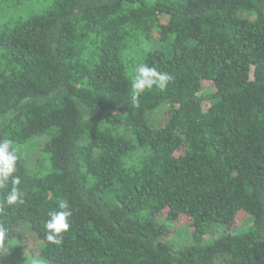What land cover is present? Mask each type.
I'll list each match as a JSON object with an SVG mask.
<instances>
[{"label":"trees","instance_id":"trees-1","mask_svg":"<svg viewBox=\"0 0 264 264\" xmlns=\"http://www.w3.org/2000/svg\"><path fill=\"white\" fill-rule=\"evenodd\" d=\"M149 24L166 47L132 76L129 41ZM0 49V141L18 154L46 135L50 162L38 175L18 154L23 203L0 186V256L28 223L49 264H264V0H56ZM140 65L172 80L133 102ZM61 201L72 216L54 244ZM183 217L191 243L175 250L164 222Z\"/></svg>","mask_w":264,"mask_h":264},{"label":"rangeland","instance_id":"rangeland-1","mask_svg":"<svg viewBox=\"0 0 264 264\" xmlns=\"http://www.w3.org/2000/svg\"><path fill=\"white\" fill-rule=\"evenodd\" d=\"M56 0H0V37L10 33L22 22L34 17L45 14L55 3ZM241 18L253 19L255 15L238 12ZM167 18L161 19L165 24ZM149 33L138 32L130 39L131 50L125 54L129 74L133 76L135 72V61L139 60L141 54L149 49H165L166 43L161 41V33L158 25L149 24ZM1 52V49H0ZM143 52V53H142ZM1 59V58H0ZM132 60H135L132 63ZM150 118L155 123H164L166 114L164 109L153 112ZM122 127V126H120ZM123 130V128H120ZM48 136H36L31 138L26 144L19 147V156L24 160L30 172L44 175L50 171L48 155L43 153V145L48 141ZM241 227L250 224V218L246 213H241L239 217ZM169 231V243L176 249H181L191 243V227L186 218H181L176 223L164 222ZM240 227V228H241ZM21 236L12 241L6 248L3 256H0V264H49V261L41 254L43 246L42 240L38 239L30 224L26 223L21 228ZM216 264H223L221 259Z\"/></svg>","mask_w":264,"mask_h":264},{"label":"clouds","instance_id":"clouds-1","mask_svg":"<svg viewBox=\"0 0 264 264\" xmlns=\"http://www.w3.org/2000/svg\"><path fill=\"white\" fill-rule=\"evenodd\" d=\"M172 77L168 73H161L154 67L140 65L138 67V75L135 76L132 88V100L137 102L140 95L145 90H150L153 86L163 90L171 82ZM17 150L13 147L9 140L0 141V186L6 185L9 181L13 185L11 190L6 194V203L10 206L18 203H23L22 192L17 187L20 183V177L14 175L16 172V163L18 160ZM59 211L48 213V219L44 227L47 230V240L60 244L63 240V233H66L70 228L69 219L72 216V211L68 203L61 201L58 205ZM5 230L0 226V241H3Z\"/></svg>","mask_w":264,"mask_h":264}]
</instances>
